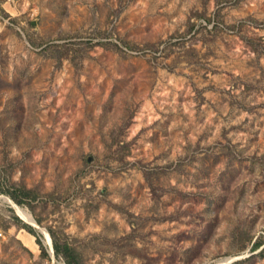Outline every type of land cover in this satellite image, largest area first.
Here are the masks:
<instances>
[{
    "label": "rangeland",
    "instance_id": "obj_1",
    "mask_svg": "<svg viewBox=\"0 0 264 264\" xmlns=\"http://www.w3.org/2000/svg\"><path fill=\"white\" fill-rule=\"evenodd\" d=\"M67 259L264 264V0H0V264Z\"/></svg>",
    "mask_w": 264,
    "mask_h": 264
},
{
    "label": "bare ground",
    "instance_id": "obj_2",
    "mask_svg": "<svg viewBox=\"0 0 264 264\" xmlns=\"http://www.w3.org/2000/svg\"><path fill=\"white\" fill-rule=\"evenodd\" d=\"M9 202L17 209V211L19 212V214L22 216V218L27 221L28 223H30L32 226L36 227V228H40L38 223L36 222V220L31 216V214L29 213V211L17 206L14 202H12L11 200H9ZM41 229V228H40ZM43 231V230H42ZM50 244H51V240H50ZM223 264V263H222Z\"/></svg>",
    "mask_w": 264,
    "mask_h": 264
},
{
    "label": "water",
    "instance_id": "obj_3",
    "mask_svg": "<svg viewBox=\"0 0 264 264\" xmlns=\"http://www.w3.org/2000/svg\"><path fill=\"white\" fill-rule=\"evenodd\" d=\"M28 224V223H27ZM30 225V224H29ZM30 226H32V225H30ZM33 227V226H32ZM35 228V227H34ZM39 229V228H38ZM50 248H51V255H52V257L54 256V250H53V247H52V245L50 246Z\"/></svg>",
    "mask_w": 264,
    "mask_h": 264
},
{
    "label": "trees",
    "instance_id": "obj_4",
    "mask_svg": "<svg viewBox=\"0 0 264 264\" xmlns=\"http://www.w3.org/2000/svg\"><path fill=\"white\" fill-rule=\"evenodd\" d=\"M32 231V230H31ZM68 258V257H67ZM69 264H73V262L70 259H67Z\"/></svg>",
    "mask_w": 264,
    "mask_h": 264
}]
</instances>
